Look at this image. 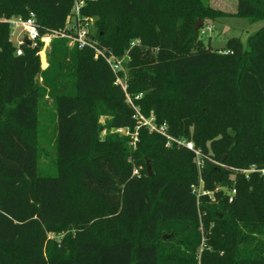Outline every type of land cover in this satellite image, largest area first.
Instances as JSON below:
<instances>
[{
    "label": "trees",
    "instance_id": "1",
    "mask_svg": "<svg viewBox=\"0 0 264 264\" xmlns=\"http://www.w3.org/2000/svg\"><path fill=\"white\" fill-rule=\"evenodd\" d=\"M73 3L0 0V19L34 12L42 34L65 32ZM82 14L95 18L100 46L128 58V92L142 113L193 140L204 166L200 173L191 150L145 126L135 148L129 135L111 132L134 131L135 110L92 49L55 37L42 70L35 49L16 54L2 21L0 264H199L202 237L200 264H264V178L233 169L264 167V26L219 50L196 42L200 18L225 15L206 0H94ZM237 16L264 20V0H238ZM45 95L58 122L55 174L39 173ZM200 174L205 189L224 187L214 200L198 202ZM168 223L191 232L165 238Z\"/></svg>",
    "mask_w": 264,
    "mask_h": 264
},
{
    "label": "built area",
    "instance_id": "2",
    "mask_svg": "<svg viewBox=\"0 0 264 264\" xmlns=\"http://www.w3.org/2000/svg\"><path fill=\"white\" fill-rule=\"evenodd\" d=\"M94 0H74L70 15L66 25L65 32H46L40 31V26L37 20V16L32 12L28 17L14 16L12 18H1L0 22L5 21L10 25V40L15 46L16 54L23 55L25 47H30L36 50V55L39 56L42 61L43 67L47 64L46 50L51 46V42L55 37H65L69 40V45L77 46L79 49H92L94 51L95 58L104 59L113 70L116 75L115 84L122 87L126 94L127 102L134 108V118L137 120V126L134 131L129 127L117 128V132L129 135L131 137V144L136 147L139 135V129L143 126L147 127L151 132H157L164 135L167 138V145L171 146L173 143L183 145L191 150L195 155V160L201 173V169L204 166L205 155L202 148L196 146L193 140L185 138H178L168 132V126L166 124H158L154 114L146 116L142 113L140 108L135 104L131 94L128 92L127 74L124 66L125 57H118L113 53L108 52L105 47L100 46L98 40L91 36L89 21L91 18L82 14L83 8ZM27 39L31 41L28 44ZM135 42L132 43V45ZM137 96V98H139ZM217 162V161H216ZM220 165H224L221 162H217ZM235 172H241L245 174L247 178L252 173L257 172L264 178V167L260 168L256 165H251L247 168H233ZM134 174L139 175V168H135ZM224 189V187L218 186L215 191ZM213 190H207L204 187V180L200 174L198 185H194L193 192L196 193L198 202L201 196L208 195L211 199H215ZM231 194L230 200H233V195L236 193V189H232L229 192Z\"/></svg>",
    "mask_w": 264,
    "mask_h": 264
},
{
    "label": "rangeland",
    "instance_id": "3",
    "mask_svg": "<svg viewBox=\"0 0 264 264\" xmlns=\"http://www.w3.org/2000/svg\"><path fill=\"white\" fill-rule=\"evenodd\" d=\"M206 3L213 8L215 11H222L225 15L215 16L213 19H203V25L201 26L200 34L197 37L196 42L200 45H209L219 50H225L228 40L232 37H239L245 44L250 35L256 33L261 27L264 26V20L255 21L251 18L238 17V0H206ZM95 18L89 21L90 26H94ZM199 22V21H198ZM51 46L46 50L47 64L43 67L41 62L42 70L47 69L50 66L49 53ZM153 53V51H151ZM125 60H128L124 55ZM127 71V68L125 67ZM39 82H42V78H38ZM106 117H100V124L106 123ZM58 122L56 117L55 101L48 95L43 96L39 106V124L37 130V143L39 147V173L40 174H55L56 164V144H57V131ZM111 132H115L118 135H124L117 132L116 128H112ZM107 129L100 132L99 137L105 138ZM130 145L134 147V145ZM135 148V147H134ZM186 223H168L165 224L163 229V236L165 238L176 236V238H186L190 230H183ZM104 227L97 220L95 229ZM174 227V229H173ZM63 235H60L61 238ZM178 240V239H177ZM205 238L202 237V245L198 250L197 260L201 263L203 245ZM164 243V242H163ZM165 244V243H164ZM162 264H167L162 260Z\"/></svg>",
    "mask_w": 264,
    "mask_h": 264
},
{
    "label": "water",
    "instance_id": "4",
    "mask_svg": "<svg viewBox=\"0 0 264 264\" xmlns=\"http://www.w3.org/2000/svg\"><path fill=\"white\" fill-rule=\"evenodd\" d=\"M202 25H203V21L200 20V21L197 23V25L195 26V30H199V29L201 28ZM27 42H28V44L31 43V41H30L29 39H27ZM150 169H151V168H150V165L148 164V170H150Z\"/></svg>",
    "mask_w": 264,
    "mask_h": 264
}]
</instances>
